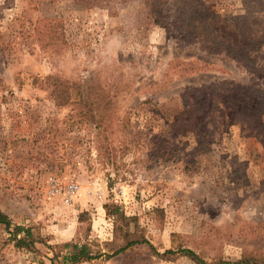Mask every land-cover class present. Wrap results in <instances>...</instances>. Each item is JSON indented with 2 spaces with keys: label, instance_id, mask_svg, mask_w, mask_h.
<instances>
[{
  "label": "rangeland",
  "instance_id": "obj_1",
  "mask_svg": "<svg viewBox=\"0 0 264 264\" xmlns=\"http://www.w3.org/2000/svg\"><path fill=\"white\" fill-rule=\"evenodd\" d=\"M202 2L223 30L245 13L264 16V0ZM90 4L0 0V210L11 221L0 226V264H68L74 245L95 257L76 264H195L160 255L179 248L230 262L264 251L259 140L227 119L181 131L202 93L209 105L234 84L264 90V46L243 67L175 19L156 24L143 0ZM175 58L214 68L181 77ZM48 76L79 86L73 104L59 107L33 84ZM80 93L94 111L77 104ZM14 226L31 231L32 247L14 246Z\"/></svg>",
  "mask_w": 264,
  "mask_h": 264
},
{
  "label": "trees",
  "instance_id": "obj_2",
  "mask_svg": "<svg viewBox=\"0 0 264 264\" xmlns=\"http://www.w3.org/2000/svg\"><path fill=\"white\" fill-rule=\"evenodd\" d=\"M77 3L90 6L112 7L115 1L126 2L128 0H75ZM148 14L154 19L156 24L162 20L175 19V24L181 30L198 39L199 44L213 54H225L236 61L237 64L247 67L254 64L251 54L264 46V16L255 17L256 14L245 13L234 17L235 25L233 29L223 30L219 25V15L214 13L212 7L202 2V0H143ZM207 4V5H206ZM264 12H260L261 14ZM170 68L181 77L189 76L196 72H207L214 68L203 60H182L175 58L170 63ZM223 71V70H222ZM33 84L39 88L45 86L50 90V96L59 107L73 104V90L79 86H68L64 81L56 77L48 76L42 79L34 78ZM0 80V86H2ZM70 88L72 90H70ZM231 92L226 93L223 98L208 99L209 105L205 103L206 97L203 93L193 98L188 110L195 114L188 116L186 124L181 126L182 132H193L204 127L206 122L215 125L218 119H227L232 124H240L245 127L251 136L256 137L264 153V90L253 84H234ZM81 92V91H80ZM77 104L87 108V113L94 111L95 103L82 96L77 95ZM218 103V105H217ZM217 105V106H214ZM184 122V119H182ZM220 123V122H219ZM185 127H188L187 129ZM212 128V127H211ZM208 128V130H211ZM205 136L204 132H200ZM0 226L11 227L9 217L0 210ZM23 236L18 237L20 234ZM14 246L18 249L32 247L34 243L33 234L29 229L22 226H14L11 234ZM182 254L189 257L195 264H264V251H251L243 255L237 261H225L216 259L207 261L195 251L188 248H179L178 251L166 250L160 254L164 258H169L175 254ZM95 258L88 252L86 245H74L72 251L64 256V262L68 264L80 263L84 260Z\"/></svg>",
  "mask_w": 264,
  "mask_h": 264
}]
</instances>
